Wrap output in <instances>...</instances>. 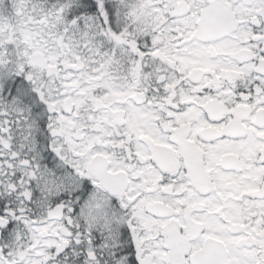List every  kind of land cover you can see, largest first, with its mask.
<instances>
[{
    "label": "snow or ice",
    "instance_id": "obj_1",
    "mask_svg": "<svg viewBox=\"0 0 264 264\" xmlns=\"http://www.w3.org/2000/svg\"><path fill=\"white\" fill-rule=\"evenodd\" d=\"M0 264H264V0H0Z\"/></svg>",
    "mask_w": 264,
    "mask_h": 264
}]
</instances>
